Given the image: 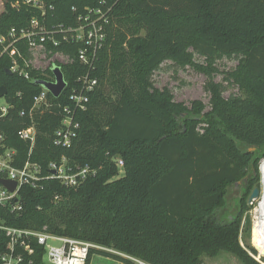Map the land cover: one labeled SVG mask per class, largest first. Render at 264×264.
<instances>
[{
    "label": "trees",
    "instance_id": "obj_1",
    "mask_svg": "<svg viewBox=\"0 0 264 264\" xmlns=\"http://www.w3.org/2000/svg\"><path fill=\"white\" fill-rule=\"evenodd\" d=\"M15 1L3 0L0 36L25 28L39 15L29 6L14 8ZM46 1L53 4L49 28L74 24L73 6L104 1L102 8H110L107 39L92 71L97 86L86 110L77 115L76 138L62 148L53 144V132L85 68L77 61L54 62L43 71L26 68V78L8 73L10 58L0 55V86L7 89L3 100L8 105L5 115L0 110V152L13 149V166L29 160L43 175L49 174L50 162L62 157L73 168L88 166L95 174L76 187L56 179L43 180L39 189L22 185V209L0 210L4 223L80 239L151 264H200L203 255L222 251L244 264H260L241 245L239 230L264 158V0ZM17 46L28 58L26 44ZM77 48L65 43L53 49L75 57ZM194 54L211 63L236 57L234 74L244 96L223 97L211 77L207 110L200 101L185 106L167 90H152L149 75L163 62L184 66ZM54 66L63 73L64 90L57 98L47 92L51 106L29 115L34 96L44 89L34 82L54 81ZM32 124L37 134L28 156L29 145L17 132ZM118 157L124 162L121 177L114 161ZM240 180L239 209L231 219L218 220L226 187ZM7 240L0 230V255ZM32 245L34 264H42L43 247ZM93 254L103 262L124 260L91 249L86 264H94Z\"/></svg>",
    "mask_w": 264,
    "mask_h": 264
},
{
    "label": "built area",
    "instance_id": "obj_2",
    "mask_svg": "<svg viewBox=\"0 0 264 264\" xmlns=\"http://www.w3.org/2000/svg\"><path fill=\"white\" fill-rule=\"evenodd\" d=\"M104 4L105 2L101 1V5H87L80 9L73 6L71 10L75 14L74 24H53L49 28L47 15L50 10H53L52 3L46 0H17L12 4L14 8H19L22 5L29 6L36 9L39 15L32 17L25 28H21L19 31L12 28L6 36H0V55L7 54L9 56V70L26 78H28L26 68L43 71L54 62L64 65L77 61L85 68V72L77 77L76 85L68 96L69 104L62 107L64 115L60 125L53 132V144L62 148L70 147L76 138L79 129L77 115L86 110L89 96L97 86V78L93 76L92 71L95 69L98 53L106 42V29L109 23L110 8L105 10L102 8L105 6ZM57 35L59 37H56ZM19 42L26 44L28 58L24 57L17 46ZM65 43L78 44L75 57H71L62 50L54 51L53 48ZM50 57H54L55 60ZM47 92L44 88L34 96L29 115L34 110L48 109L51 106L47 100ZM7 109V103L0 104L1 115H5ZM24 114V111L20 112V115ZM36 134V127L33 124L17 132L18 137L29 145L28 156L35 145ZM2 140L3 135L0 133V144ZM14 154L15 151L10 148L0 152V178L16 183L13 191H9L0 184V210L17 212L22 209L19 200V190L22 185L39 189L42 188L43 180L56 179L66 187H76L82 184L87 177L95 174V170L88 166L73 168L62 157L59 162H50L48 164L49 174L43 175L40 166L29 160L22 167L13 166ZM114 161L118 169L123 171V160L118 157ZM263 168L264 158L258 164L259 195L247 202L253 219L251 227L253 230L250 236L254 252L253 254L249 252V254L260 264H264L262 260L264 258V200L260 195L264 187ZM0 230L5 233L8 239L5 250L0 255V264H34L32 256L35 250L32 241L43 247L42 264H86L91 249L109 252L124 258L114 264H151L111 248L68 236L52 234L44 229L38 231L7 226L2 218H0Z\"/></svg>",
    "mask_w": 264,
    "mask_h": 264
},
{
    "label": "rangeland",
    "instance_id": "obj_3",
    "mask_svg": "<svg viewBox=\"0 0 264 264\" xmlns=\"http://www.w3.org/2000/svg\"><path fill=\"white\" fill-rule=\"evenodd\" d=\"M3 8V0H0V11ZM55 60L54 57H50ZM52 63V61H49ZM238 59L234 56H223L214 62L206 61L204 57L194 54L192 63L179 66L172 61H165L161 66L149 75V82L152 90H167L171 93L172 99L175 102L182 103L185 106H190L192 101H200L205 105V110L209 108L210 93L207 91V82L212 78L213 82L219 83L222 89L223 97L227 98L230 95L244 96L243 90L239 86V82L235 77ZM46 64V63H45ZM48 65V63H47ZM208 70L211 76L207 75ZM211 77V78H210ZM4 103L3 98H0V104ZM204 126V124H202ZM202 130L201 128L199 129ZM252 151V150H251ZM261 158L260 160H262ZM260 162V161H259ZM259 164V163H258ZM123 171L118 170L117 177H121ZM247 180V178H246ZM259 181V180H258ZM243 182L238 181L235 185L226 187L225 205L216 211L218 220L227 221L231 219L239 209V196L242 193ZM252 214L247 208L243 214L240 224V239L241 245L246 248L247 252L253 254L251 247V227ZM249 228V231H247ZM251 248V249H250ZM251 256V255H250ZM94 264H114L115 261L103 262L99 261V257L91 256ZM264 261V258L262 259ZM200 264H244L236 256L222 251L214 257L203 255Z\"/></svg>",
    "mask_w": 264,
    "mask_h": 264
},
{
    "label": "water",
    "instance_id": "obj_4",
    "mask_svg": "<svg viewBox=\"0 0 264 264\" xmlns=\"http://www.w3.org/2000/svg\"><path fill=\"white\" fill-rule=\"evenodd\" d=\"M52 71H53L54 81L36 80L34 83L41 85L54 97L57 98L64 90L66 86V82L64 80L63 73L58 66H54ZM8 73H12V72L9 70ZM6 93H7V89L5 88V86H0V98H3L6 95ZM250 150H254V148H250ZM0 184L3 185L5 188H7L9 191H13L16 185L14 181L3 178H0ZM258 194H259V189L255 187L252 190L248 199L249 200L254 199L258 196Z\"/></svg>",
    "mask_w": 264,
    "mask_h": 264
},
{
    "label": "bare ground",
    "instance_id": "obj_5",
    "mask_svg": "<svg viewBox=\"0 0 264 264\" xmlns=\"http://www.w3.org/2000/svg\"><path fill=\"white\" fill-rule=\"evenodd\" d=\"M263 171H264V168H263ZM259 189V186L257 187ZM251 194V193H250ZM259 195V194H258ZM262 195V199L264 200V187H263V190H261V194ZM250 196V195H249ZM258 197V196H257ZM256 197V198H257ZM249 200V199H248ZM264 203V202H263Z\"/></svg>",
    "mask_w": 264,
    "mask_h": 264
}]
</instances>
